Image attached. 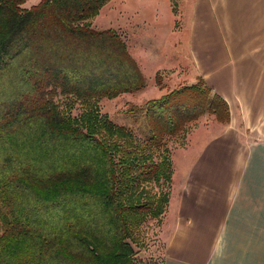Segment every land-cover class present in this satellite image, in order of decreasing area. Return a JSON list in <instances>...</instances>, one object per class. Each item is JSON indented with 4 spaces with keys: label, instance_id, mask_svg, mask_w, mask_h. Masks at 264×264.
I'll list each match as a JSON object with an SVG mask.
<instances>
[{
    "label": "trees",
    "instance_id": "trees-1",
    "mask_svg": "<svg viewBox=\"0 0 264 264\" xmlns=\"http://www.w3.org/2000/svg\"><path fill=\"white\" fill-rule=\"evenodd\" d=\"M26 1L0 0V264H145L139 231L169 201L159 150L229 105L200 77L148 101L137 137L98 111L146 86L122 35L91 24L109 0Z\"/></svg>",
    "mask_w": 264,
    "mask_h": 264
},
{
    "label": "crops",
    "instance_id": "crops-1",
    "mask_svg": "<svg viewBox=\"0 0 264 264\" xmlns=\"http://www.w3.org/2000/svg\"><path fill=\"white\" fill-rule=\"evenodd\" d=\"M126 2L116 16L134 21L140 9ZM139 3L170 15L177 37L188 26L194 75L185 84L202 77L230 109L229 122L204 114L171 137L182 143L170 147L171 190L158 224L163 264H264V0ZM168 91L158 89V98Z\"/></svg>",
    "mask_w": 264,
    "mask_h": 264
},
{
    "label": "rangeland",
    "instance_id": "rangeland-1",
    "mask_svg": "<svg viewBox=\"0 0 264 264\" xmlns=\"http://www.w3.org/2000/svg\"><path fill=\"white\" fill-rule=\"evenodd\" d=\"M118 1H107L90 21L96 29L111 27L122 35L130 54L138 63L146 79V86L138 91L122 93L114 98H103L98 103V111L100 115L107 116L114 123L131 128L137 137L143 138L146 134L143 112L147 102L158 98L161 93L167 91V88L170 90L187 83L188 79L194 75L191 65L190 31L187 26L177 37V32L170 30L174 25L171 16L164 15L163 18H158L159 15L156 17L155 14L146 13L142 10L143 5L139 7L141 0H134V6L140 9L137 19L128 21L118 18L116 14L121 9L127 8V0ZM183 18L187 20L188 17ZM189 23L185 21L184 24ZM158 89L162 92H157ZM70 114L80 117L82 108L77 105L70 109ZM207 119L214 120L211 117ZM171 141L182 143L181 137L167 138L165 147L159 150L157 155L159 160L164 157L170 161L172 177ZM176 156L177 153L175 158ZM171 182L172 178L168 183L163 180L159 185L153 183L152 190L157 195L166 193L169 198ZM161 216L149 217L139 231L136 250L139 251L138 257L143 259L145 264H163L164 242L158 236Z\"/></svg>",
    "mask_w": 264,
    "mask_h": 264
}]
</instances>
